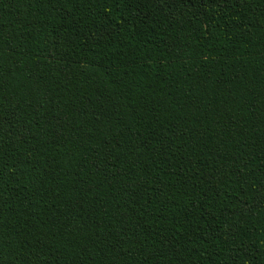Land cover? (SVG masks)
<instances>
[{
	"label": "trees",
	"instance_id": "obj_1",
	"mask_svg": "<svg viewBox=\"0 0 264 264\" xmlns=\"http://www.w3.org/2000/svg\"><path fill=\"white\" fill-rule=\"evenodd\" d=\"M0 264H264V0H0Z\"/></svg>",
	"mask_w": 264,
	"mask_h": 264
}]
</instances>
